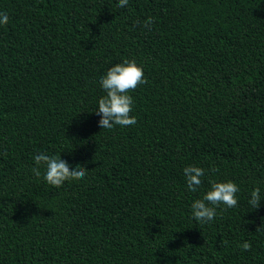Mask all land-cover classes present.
I'll use <instances>...</instances> for the list:
<instances>
[{
	"label": "trees",
	"instance_id": "obj_1",
	"mask_svg": "<svg viewBox=\"0 0 264 264\" xmlns=\"http://www.w3.org/2000/svg\"><path fill=\"white\" fill-rule=\"evenodd\" d=\"M117 4L0 0V264H264V0ZM125 59L137 122L101 129L99 79ZM37 154L88 173L52 187ZM210 181L237 206L200 224Z\"/></svg>",
	"mask_w": 264,
	"mask_h": 264
},
{
	"label": "clouds",
	"instance_id": "obj_2",
	"mask_svg": "<svg viewBox=\"0 0 264 264\" xmlns=\"http://www.w3.org/2000/svg\"><path fill=\"white\" fill-rule=\"evenodd\" d=\"M128 5V0H118L117 7L123 8ZM8 14L0 13V25L8 23ZM152 18L149 17L143 22V26L151 30ZM143 69L137 66L134 60L125 59L122 63L116 64L108 69L105 75L99 79V86L105 92V95L99 98L98 108L95 114L100 116L98 126L101 129H112L115 126L126 127L136 124V117L131 116L133 98L128 94L134 91L138 86L146 84ZM35 167L32 173L37 178L41 177L40 168L45 169L43 180L46 184L60 188L67 181L83 180L88 171L77 165L70 169L68 163L59 156L47 154H37L34 157ZM210 171L216 172L213 167ZM187 189L196 192L201 186V177L205 170L196 166H188L183 169ZM210 190L207 191L202 199H197L191 204V217L194 222L206 224L211 222L217 215V208L221 205L224 210L235 208L237 206L236 193L240 191L238 186L232 182L210 181ZM260 188H254L248 200L249 205L254 209L260 206ZM243 251H248L251 245L248 242L238 245Z\"/></svg>",
	"mask_w": 264,
	"mask_h": 264
}]
</instances>
